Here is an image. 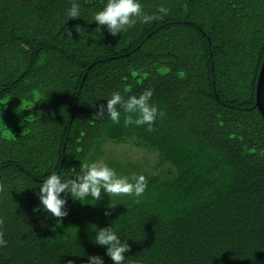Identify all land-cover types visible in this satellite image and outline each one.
I'll list each match as a JSON object with an SVG mask.
<instances>
[{"label":"trees","instance_id":"trees-1","mask_svg":"<svg viewBox=\"0 0 264 264\" xmlns=\"http://www.w3.org/2000/svg\"><path fill=\"white\" fill-rule=\"evenodd\" d=\"M78 2L69 19L71 0H0V264H113L89 223L131 238L126 264H264V0H141L169 11L116 36L94 32L105 0ZM148 88L164 113L152 130L122 110L92 119L113 91ZM95 160L143 175L142 196L38 210L51 171Z\"/></svg>","mask_w":264,"mask_h":264},{"label":"clouds","instance_id":"clouds-1","mask_svg":"<svg viewBox=\"0 0 264 264\" xmlns=\"http://www.w3.org/2000/svg\"><path fill=\"white\" fill-rule=\"evenodd\" d=\"M168 11L166 7L158 6L157 14H146L143 11L141 0H105L102 7L93 13L91 22H95L97 25L95 33L100 34V26H104L107 33L116 36L132 27L137 21L149 23L158 19L161 14L167 15ZM66 16L69 19L81 17V6L78 0H71L70 7L66 10ZM66 36L72 40L70 32L67 31ZM152 94V89L148 88L139 95H129L125 99L119 91H113L105 103L95 105L96 111L93 113L92 119L102 118L106 115L113 123H119L122 110L123 113L136 114L134 120L131 115L125 117V126L134 123L137 126L147 125L148 129L152 130V125L157 117L164 115L163 111H158L156 104L150 103ZM15 111L18 113L20 110L16 109ZM39 115H43V113H39ZM0 125L4 126L2 121H0ZM69 169L72 171L67 177L57 171H51L40 183L38 192L34 193L39 200L38 210L44 212L47 217L63 218L68 215V210L64 207L67 202L66 197L79 202L90 197V200L95 203L101 198L102 191L109 198L119 195L139 198L146 188V179L143 175L118 174L103 160L80 164L78 170ZM135 202H138V199ZM112 207L114 206L108 205L104 210L105 216L111 214ZM87 228L93 233L94 243L105 249V255L110 258L113 264H126L125 254L130 248L127 241L131 238L118 235L112 224L98 228L95 224L89 223ZM6 244L7 241L0 233V247H4ZM67 264H72V261H67ZM86 264H105V262L102 256L93 254L87 257Z\"/></svg>","mask_w":264,"mask_h":264},{"label":"water","instance_id":"water-1","mask_svg":"<svg viewBox=\"0 0 264 264\" xmlns=\"http://www.w3.org/2000/svg\"><path fill=\"white\" fill-rule=\"evenodd\" d=\"M264 58L258 75L257 86H256V105L264 117Z\"/></svg>","mask_w":264,"mask_h":264},{"label":"rangeland","instance_id":"rangeland-1","mask_svg":"<svg viewBox=\"0 0 264 264\" xmlns=\"http://www.w3.org/2000/svg\"><path fill=\"white\" fill-rule=\"evenodd\" d=\"M110 146H111V145H110ZM111 148H112V147H111ZM119 148H120V149L123 148L122 145H120V146L118 147V149H117V150H119V152L121 153V150H120Z\"/></svg>","mask_w":264,"mask_h":264}]
</instances>
